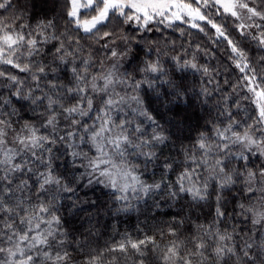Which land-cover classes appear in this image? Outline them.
<instances>
[{
	"label": "snow or ice",
	"instance_id": "6c2138e0",
	"mask_svg": "<svg viewBox=\"0 0 264 264\" xmlns=\"http://www.w3.org/2000/svg\"><path fill=\"white\" fill-rule=\"evenodd\" d=\"M29 21L0 0V264H264V0H63ZM96 185L109 214L178 211L100 246L67 226L106 207Z\"/></svg>",
	"mask_w": 264,
	"mask_h": 264
},
{
	"label": "trees",
	"instance_id": "16d2710c",
	"mask_svg": "<svg viewBox=\"0 0 264 264\" xmlns=\"http://www.w3.org/2000/svg\"><path fill=\"white\" fill-rule=\"evenodd\" d=\"M16 2L18 4L27 3L29 5L30 21L35 18L38 19L39 15L42 14L51 15L53 17L62 12L63 0H16ZM227 23L230 24V21ZM228 31L229 34L235 38V33L230 27L228 28ZM167 35L171 36L173 39H177L178 44L181 42L178 39L179 33L173 34L169 31ZM191 39L198 41L204 48L214 52L215 58L209 61L210 64L219 67L224 72V75H226L231 81L239 79V73L231 67L227 59L226 46H213L207 37L198 33H194ZM203 62L204 60L202 59L201 63ZM240 95L243 96L244 93L241 92ZM242 104L249 111L252 110V106L248 102L242 101ZM189 112L191 113V110H189ZM191 114L194 116L192 123L195 124V118L199 114ZM185 143H187V141H185ZM165 152H174V149H165ZM158 164L159 162H157V165ZM157 165H148L147 170L144 171V178L149 183H151L153 179L159 180L161 178L162 173ZM139 167L143 169L144 165L139 164ZM169 178L173 177L170 175ZM81 195H83V193H81ZM88 198L96 200L98 204L106 207H103L101 214L91 219V222H89V217L93 216L95 209H93L91 213H85L76 219L68 217L69 225L67 226L80 230H84L87 227H95L98 231V243L100 246H103L105 243L119 241L125 236V234L130 235L133 239L143 238L144 234L154 235L156 234L157 226L165 221L171 220L178 211L176 206L171 208L166 206L164 204V198L161 197V208L158 211L151 208L154 201L152 199H147L145 203L132 201L133 204L138 205L137 211L121 213L118 215L109 214L108 210L113 207L114 194L111 190L104 188L102 185H96L94 190L89 191ZM227 199L230 200L231 196H228ZM78 234L79 233H77V235Z\"/></svg>",
	"mask_w": 264,
	"mask_h": 264
},
{
	"label": "rangeland",
	"instance_id": "374dc122",
	"mask_svg": "<svg viewBox=\"0 0 264 264\" xmlns=\"http://www.w3.org/2000/svg\"><path fill=\"white\" fill-rule=\"evenodd\" d=\"M41 14V13H40ZM48 17H52L51 15H47ZM45 17V14H42V15H39V17H38V19H40V18H44ZM36 19V18H35ZM35 19H32L30 22L31 23H35ZM217 21L218 22H222L221 20H220V18L219 17H217Z\"/></svg>",
	"mask_w": 264,
	"mask_h": 264
}]
</instances>
